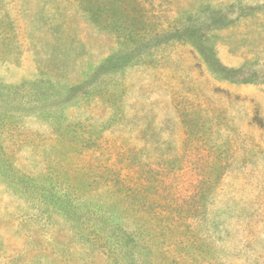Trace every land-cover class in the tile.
<instances>
[{
  "label": "rangeland",
  "instance_id": "rangeland-1",
  "mask_svg": "<svg viewBox=\"0 0 264 264\" xmlns=\"http://www.w3.org/2000/svg\"><path fill=\"white\" fill-rule=\"evenodd\" d=\"M126 263L264 264V0H0V264Z\"/></svg>",
  "mask_w": 264,
  "mask_h": 264
},
{
  "label": "trees",
  "instance_id": "trees-1",
  "mask_svg": "<svg viewBox=\"0 0 264 264\" xmlns=\"http://www.w3.org/2000/svg\"><path fill=\"white\" fill-rule=\"evenodd\" d=\"M199 52L202 54L201 51ZM216 66L224 73L230 72L221 64L217 63ZM208 67L213 73H216L212 65H208ZM115 179V181H111L104 178L102 189H99L95 195L88 197L92 205L96 207L93 212L95 217L92 221L97 225L98 235L100 233L102 237L108 239L120 236L117 234L118 232L124 236L131 235L122 231L124 227L122 220L130 224H134V222L142 224L146 223L148 219L145 208L149 204L146 194V180L135 178V175L120 176L118 180L116 177ZM135 202L140 204V208L134 207L133 203ZM112 258L115 261L114 257L111 256Z\"/></svg>",
  "mask_w": 264,
  "mask_h": 264
}]
</instances>
